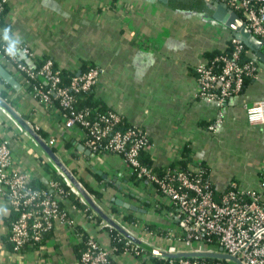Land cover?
I'll return each mask as SVG.
<instances>
[{"label":"crops","instance_id":"obj_1","mask_svg":"<svg viewBox=\"0 0 264 264\" xmlns=\"http://www.w3.org/2000/svg\"><path fill=\"white\" fill-rule=\"evenodd\" d=\"M213 1L7 0L10 31L6 40L0 26V39L28 46L33 56L23 60L31 67L45 58L66 69L79 70L84 63L99 67L94 97L126 124L143 129L150 140L145 153L154 167L168 166L184 151L193 162L206 164L217 193L232 180L242 189L260 190L264 125L250 124L245 106L264 99V43L255 50L245 45L244 58L253 60L255 76L241 92L222 107L200 98L196 66L214 51L224 50L233 36L212 17ZM0 64L19 86L14 88L0 76L4 100L41 139L53 140L48 146L79 182L100 193L99 198L94 196L95 203L137 238L156 248L168 245L166 235L178 231L175 211L156 188L132 180L119 154L89 153L78 130L67 128L60 119L58 106L39 102L12 63L0 58ZM219 115L221 125L212 132L208 125ZM0 140L8 143L13 168L49 190L78 228L55 220L41 250L11 252L5 243L11 212L0 197V264H73L82 235L110 250V230L95 223L92 215L97 214L90 207L92 213H85L71 196L52 187L57 182L54 173L60 175L53 162L2 107ZM129 211L132 215L126 218ZM113 261L153 264L150 255L134 251L116 252Z\"/></svg>","mask_w":264,"mask_h":264},{"label":"built area","instance_id":"obj_2","mask_svg":"<svg viewBox=\"0 0 264 264\" xmlns=\"http://www.w3.org/2000/svg\"><path fill=\"white\" fill-rule=\"evenodd\" d=\"M220 1L239 12L250 31L264 41V0ZM5 3L7 0H0V21ZM230 42V50L215 55L211 61L195 68L197 95L215 102L219 107L243 89L247 77L255 76L253 60H243L241 57L245 44L236 37H232ZM8 48L6 44H1L0 58L23 73L27 77L26 82L36 81L31 94L39 102L47 106L53 105L54 101L58 104L60 119L67 128L78 130L84 146L92 155L119 154L128 174H134L139 181L155 184L162 198L174 207L178 231L169 232L166 235L169 244L157 247L159 250L169 253L221 251L236 257L240 264H264V171L261 173L260 190L242 189L232 180L218 195L214 194L211 185L201 174L199 161L189 164L188 169L167 168L159 176L138 159L139 152L150 145L149 137L142 128L121 126V115L112 109L96 111L73 106L80 93L94 91L101 73L99 67L76 70L64 84L60 67L53 60L46 58L37 67H31L23 60L24 57L33 56L28 46L16 45L14 55L8 53ZM245 111L250 124L264 125V99L246 105ZM221 122L219 115L208 125V129L214 132ZM31 128L36 131L34 127ZM52 143L50 139L46 144ZM54 167L69 190L88 206L69 180ZM31 180V175L13 168L8 143L0 140V197L15 215L8 228V241L11 244L8 250L14 253L41 250L43 244L37 246V243L42 234L53 229L55 220H61L74 230L73 219L61 208L53 194L47 189L33 186ZM52 187L63 194L57 182L54 181ZM88 195L94 199L93 195ZM102 223L107 225L103 220ZM130 243L127 239L123 247L111 245L108 250L89 237L73 264H110L116 252L138 253L135 248L139 246L134 243V247L128 246ZM201 259L178 258L177 264H223L222 261L237 264L232 260Z\"/></svg>","mask_w":264,"mask_h":264},{"label":"trees","instance_id":"obj_3","mask_svg":"<svg viewBox=\"0 0 264 264\" xmlns=\"http://www.w3.org/2000/svg\"><path fill=\"white\" fill-rule=\"evenodd\" d=\"M8 11V7H7V3H5L4 7H3V12L1 14V21H0V26L5 30L6 28L9 29L10 28V25H9V22L6 18V13ZM239 15L240 13L237 12ZM232 37H235V36H232ZM231 37V38H232ZM6 44L7 46H10L9 44H7L4 40L0 39V46L1 44ZM232 48V44L231 42H229V44L227 45V47L224 49V50H219V51H214L209 57H208V61H211L213 59V57L221 52H227L228 50H230ZM246 49V46H244V50ZM241 57L243 60H247L246 58H244V51L243 53L241 54ZM46 59V58H45ZM51 59V58H49ZM52 60V59H51ZM42 62V61H41ZM41 62H38L37 66L41 63ZM54 62V61H53ZM55 64V62H54ZM56 65V64H55ZM36 66V67H37ZM94 66L93 64H80L79 65V68L80 70H84V69H87L89 67H92ZM77 69L76 68H71V69H66V68H60V73H61V76L63 78V83H67L68 79L74 74V72L76 71ZM17 71V70H16ZM18 72V71H17ZM195 72V70H194ZM19 78H22L23 80V83L26 85V89L28 91L31 92L32 90V86L34 84H36V81L35 80H31L29 82H26V76L23 74V73H20L18 72L17 73ZM253 77H247L245 80H244V86H245V83L249 80V79H252ZM243 86V88H244ZM243 90V89H242ZM241 90V91H242ZM240 91V92H241ZM6 96L5 92L4 91H0V97L4 100V97ZM227 101V100H226ZM54 103L58 106V104L54 101ZM73 106L76 108V109H80V108H83V107H86V108H89V109H95L96 111H104V110H108L110 108H106L97 98L94 97L93 95V92H85V93H80L77 97H76V100L75 102L73 103ZM122 117V116H121ZM121 126L123 127H126V126H132V125H128L124 122V119L122 117L121 119V123H120ZM145 150L146 149H142L140 152H139V161L141 164L147 166L148 168H150L152 171H154L155 173H157L159 176H162L166 171H167V168H179V169H188V166L189 164H192L193 161L191 160V158L189 157V155L187 156V153H185L184 151L182 152V156L179 160H176V161H173L171 162L168 166L164 167V168H161V167H154L152 165V161L150 160L149 158V155L148 153H145ZM198 164L200 165L202 171H201V174L203 175L204 179H206L209 184L211 185V189L213 190L214 194L215 195H218L219 193H217L215 191V188L212 184V182L210 181L209 179V169L208 167L206 166V164L203 162V161H199ZM56 175V181L58 183V186L63 190V195H67V196H71L73 199H74V203L78 206H81L83 209H85V213H92V210L86 206L84 203H82L79 199L78 196H76L74 193H72L70 190H69V187L66 185V183L63 181L62 177L60 175H58L57 173H54ZM60 176V177H59ZM132 180H136V181H139L137 178H135V175L132 174L129 176ZM34 181L31 180V184L33 186H35L33 184ZM83 187L85 188V190L99 198L100 196V193L98 192H94V191H90L88 188H86V186H84L83 182H80ZM154 186V188H156V191L159 193V191L157 190V187L155 186V184H152ZM37 187V186H35ZM37 188H40V189H45V188H41L40 186L37 187ZM49 191V190H47ZM160 194V193H159ZM60 204V202H59ZM61 206V204H60ZM61 208H63L61 206ZM170 208L171 209H174V207L172 205H170ZM127 216L126 218H130L131 217V212H127ZM15 218V215L14 213H11L10 214V217H9V225L11 223V221ZM92 218L93 220L95 221V223H101L102 222V219H100V217L98 215H95L93 214L92 215ZM104 228H107L110 230V235H111V245H114L116 246L117 248H121L125 245V243L127 242V239L125 237H123L121 234L118 233V231L115 229V228H112L110 226H107V225H103ZM74 229L75 230H78L77 226L74 225ZM52 230L42 234L41 236V239L40 241L37 243V246L38 245H42L44 243V241L46 240V238L50 235ZM89 239V236H83L82 235V238H81V241L79 243H77L75 245V248L77 250V254L78 256L80 255L81 251L84 249L85 245H86V242L88 241ZM5 243H6V247L8 249H11V244L8 240H5ZM128 246H135L134 244L130 243ZM138 253H146L148 255H150L151 257V260L153 262V264H177L178 263V258L175 259V258H164V257H161V256H157V255H154V254H150L148 253V251L142 249L141 247H136L135 248ZM197 259H200L202 260L201 258H197ZM209 260H213L212 258H206L205 261H209ZM223 264H230L228 262H224L222 261ZM110 264H115L113 260H111Z\"/></svg>","mask_w":264,"mask_h":264},{"label":"water","instance_id":"obj_4","mask_svg":"<svg viewBox=\"0 0 264 264\" xmlns=\"http://www.w3.org/2000/svg\"><path fill=\"white\" fill-rule=\"evenodd\" d=\"M214 6V11L212 17L233 31V36L242 41L246 46L252 47L254 50L259 49L264 41L257 36H255L250 29L247 27L244 19L235 11L227 7L220 0H214L212 2ZM260 53V52H259ZM261 55V53H260ZM0 76L4 81L11 84L14 88H18V83L12 76L1 66L0 64ZM0 107H2L18 124L19 126L27 132L42 148L48 158L53 162V164L62 172V174L69 180L73 187L79 192L83 197L88 206L110 227L115 228L119 234H121L126 239L130 240L132 243L141 247L142 249L164 258H212L220 260H232L237 264H240L238 259L229 254L223 253L221 251L211 252V251H182L178 253H169L164 250H159L158 248L145 242L143 239L137 238L125 227L119 224L114 218L105 213L94 200L90 198L85 188L81 183L74 177L73 174L64 166V164L59 160V158L54 154L51 147H49L46 142L39 137V135L34 131L28 122H26L15 110L0 97ZM89 151V150H88ZM90 153V151H89ZM124 206H127L124 204ZM221 250V249H220Z\"/></svg>","mask_w":264,"mask_h":264},{"label":"clouds","instance_id":"obj_5","mask_svg":"<svg viewBox=\"0 0 264 264\" xmlns=\"http://www.w3.org/2000/svg\"><path fill=\"white\" fill-rule=\"evenodd\" d=\"M10 31V29H5V39L7 40L8 39V36H7V33ZM15 47H16V45H15V43H13V44H11L10 46H9V48L7 49V51H8V53L10 54V55H14L15 54Z\"/></svg>","mask_w":264,"mask_h":264},{"label":"rangeland","instance_id":"obj_6","mask_svg":"<svg viewBox=\"0 0 264 264\" xmlns=\"http://www.w3.org/2000/svg\"><path fill=\"white\" fill-rule=\"evenodd\" d=\"M94 200V199H93Z\"/></svg>","mask_w":264,"mask_h":264}]
</instances>
